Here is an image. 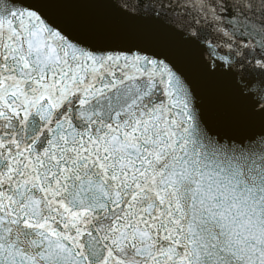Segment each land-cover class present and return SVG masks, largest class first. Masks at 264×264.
<instances>
[{
    "label": "snow or ice",
    "instance_id": "obj_1",
    "mask_svg": "<svg viewBox=\"0 0 264 264\" xmlns=\"http://www.w3.org/2000/svg\"><path fill=\"white\" fill-rule=\"evenodd\" d=\"M0 264H264V0H0Z\"/></svg>",
    "mask_w": 264,
    "mask_h": 264
}]
</instances>
